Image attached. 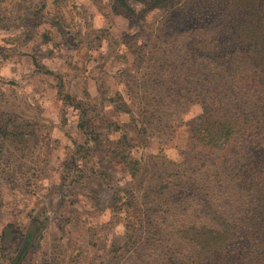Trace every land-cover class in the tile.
I'll return each mask as SVG.
<instances>
[{
	"label": "rangeland",
	"instance_id": "374dc122",
	"mask_svg": "<svg viewBox=\"0 0 264 264\" xmlns=\"http://www.w3.org/2000/svg\"><path fill=\"white\" fill-rule=\"evenodd\" d=\"M51 1L0 0V264H199L202 249L215 264L217 233L246 228L253 197L194 150L189 123L211 103L262 116L239 85L246 42L225 29L235 3L254 10ZM259 131L240 141L259 144ZM118 142L133 146L135 176ZM229 233L227 245L249 246Z\"/></svg>",
	"mask_w": 264,
	"mask_h": 264
},
{
	"label": "trees",
	"instance_id": "16d2710c",
	"mask_svg": "<svg viewBox=\"0 0 264 264\" xmlns=\"http://www.w3.org/2000/svg\"><path fill=\"white\" fill-rule=\"evenodd\" d=\"M218 6L225 3L226 0H217ZM243 1V0H241ZM254 12L247 13L235 3V14H238L236 21L226 27V31L232 34L234 38L242 39L244 43L240 50L234 53L236 59L244 62L247 68L239 77V85L243 93L252 98L251 106L258 108L261 117L257 119L254 114L230 113L224 105H202V114L190 121L189 133L191 135L193 148L201 152L207 158L213 159L215 163L216 175L222 176L235 185L243 192L249 193L253 197L250 209L252 214L247 220V227L244 229H234L236 234L232 235L223 229L215 237V264H264V0H246ZM245 3V0L243 1ZM262 7L259 10V4ZM160 3V0H159ZM215 4V7H218ZM262 14L260 15V12ZM217 15L222 13L217 10ZM225 14V13H224ZM223 14V15H224ZM222 31V30H221ZM224 33H227V32ZM241 55V56H240ZM250 104V101L248 102ZM79 130H84V124H77ZM260 130L259 136L263 138L259 144L255 141L242 142L248 133L254 130ZM238 141V142H236ZM133 146L126 147L125 143L118 142L112 152L122 158L126 169L131 176H135L139 169L137 163L125 162L126 157L132 158L131 150ZM222 164L232 165L233 174H223L221 171ZM134 169V170H133ZM135 171V173H134ZM222 173V174H221ZM222 175V176H221ZM222 181H216L221 184ZM172 186L171 183H165L163 188ZM159 201L164 200L159 198ZM31 225L27 231L28 235L23 236L24 244L22 245L21 255L29 250L40 231L35 230ZM10 227H6L1 234V245L5 248L12 238ZM231 229V230H232ZM234 238H247L250 242L245 249L239 250L235 245H227L228 238L226 234ZM200 254V255H199ZM199 264H205L206 249L199 252ZM209 255V253H207Z\"/></svg>",
	"mask_w": 264,
	"mask_h": 264
},
{
	"label": "crops",
	"instance_id": "0c3cea01",
	"mask_svg": "<svg viewBox=\"0 0 264 264\" xmlns=\"http://www.w3.org/2000/svg\"><path fill=\"white\" fill-rule=\"evenodd\" d=\"M81 1H83V0H81ZM85 1H88V4L90 5V7L92 6L93 7V5H92V3L89 1V0H85ZM51 2H54V4H57V1L56 0H52ZM64 5H67V3H63ZM97 19H98V22L100 21V18L97 16L96 17ZM94 21H95V19H93Z\"/></svg>",
	"mask_w": 264,
	"mask_h": 264
},
{
	"label": "flooded vegetation",
	"instance_id": "af4514ba",
	"mask_svg": "<svg viewBox=\"0 0 264 264\" xmlns=\"http://www.w3.org/2000/svg\"><path fill=\"white\" fill-rule=\"evenodd\" d=\"M29 230V229H28ZM27 230V231H28ZM25 235H28V233L26 232V234ZM22 239V242H21V246H20V248H19V251H18V255L21 253L20 251H21V249H22V245L24 244V240H26V239H23V237L21 238ZM13 264H16V261H14V263Z\"/></svg>",
	"mask_w": 264,
	"mask_h": 264
}]
</instances>
